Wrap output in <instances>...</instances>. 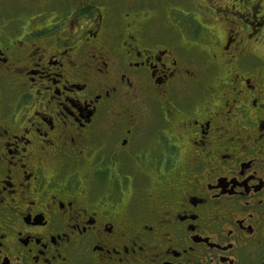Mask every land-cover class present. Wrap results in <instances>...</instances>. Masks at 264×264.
<instances>
[{
  "label": "flooded vegetation",
  "instance_id": "flooded-vegetation-1",
  "mask_svg": "<svg viewBox=\"0 0 264 264\" xmlns=\"http://www.w3.org/2000/svg\"><path fill=\"white\" fill-rule=\"evenodd\" d=\"M0 264H264V0H0Z\"/></svg>",
  "mask_w": 264,
  "mask_h": 264
},
{
  "label": "rangeland",
  "instance_id": "rangeland-1",
  "mask_svg": "<svg viewBox=\"0 0 264 264\" xmlns=\"http://www.w3.org/2000/svg\"><path fill=\"white\" fill-rule=\"evenodd\" d=\"M12 10H13V7L10 8L8 11L6 10V12H8V14H9L10 16H14L15 13H14V11H12ZM167 13H168V12H167ZM1 16H3V15H1Z\"/></svg>",
  "mask_w": 264,
  "mask_h": 264
}]
</instances>
